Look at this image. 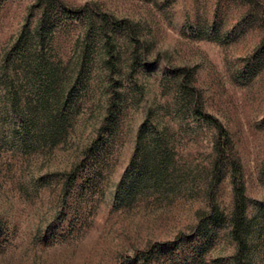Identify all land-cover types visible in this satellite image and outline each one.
I'll use <instances>...</instances> for the list:
<instances>
[{
    "label": "rangeland",
    "instance_id": "rangeland-1",
    "mask_svg": "<svg viewBox=\"0 0 264 264\" xmlns=\"http://www.w3.org/2000/svg\"><path fill=\"white\" fill-rule=\"evenodd\" d=\"M264 264V0H0V264Z\"/></svg>",
    "mask_w": 264,
    "mask_h": 264
},
{
    "label": "trees",
    "instance_id": "trees-1",
    "mask_svg": "<svg viewBox=\"0 0 264 264\" xmlns=\"http://www.w3.org/2000/svg\"><path fill=\"white\" fill-rule=\"evenodd\" d=\"M244 213L245 199L241 188H238L235 191V207L231 215V236L238 247L237 259L239 264H249L245 257L249 248V241Z\"/></svg>",
    "mask_w": 264,
    "mask_h": 264
},
{
    "label": "snow or ice",
    "instance_id": "snow-or-ice-1",
    "mask_svg": "<svg viewBox=\"0 0 264 264\" xmlns=\"http://www.w3.org/2000/svg\"><path fill=\"white\" fill-rule=\"evenodd\" d=\"M4 239H5V236H4V234H3V231L0 230V244L3 243V240H4Z\"/></svg>",
    "mask_w": 264,
    "mask_h": 264
}]
</instances>
